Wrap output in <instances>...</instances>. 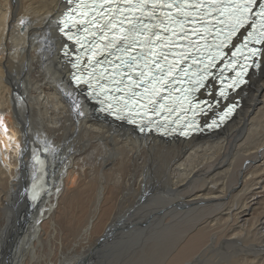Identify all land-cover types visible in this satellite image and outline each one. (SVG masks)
<instances>
[{
  "label": "bare ground",
  "instance_id": "obj_1",
  "mask_svg": "<svg viewBox=\"0 0 264 264\" xmlns=\"http://www.w3.org/2000/svg\"><path fill=\"white\" fill-rule=\"evenodd\" d=\"M64 9L0 0V264H222L235 243L252 246L264 235V49L230 124L166 140L99 120L69 92ZM44 148L47 195L46 160L33 158Z\"/></svg>",
  "mask_w": 264,
  "mask_h": 264
},
{
  "label": "snow or ice",
  "instance_id": "obj_2",
  "mask_svg": "<svg viewBox=\"0 0 264 264\" xmlns=\"http://www.w3.org/2000/svg\"><path fill=\"white\" fill-rule=\"evenodd\" d=\"M69 3H72L73 0H68ZM123 2L127 5H132L133 0H123ZM162 0H137V3L131 7V8H126V9H121L119 7L120 0H102V5L103 4H109V3H114L117 5L115 9H110V12L115 13H120L123 11H130L134 12L136 10H140L143 12V10L147 7L149 3L152 4V11L150 15L154 16L156 8L160 6ZM213 2H217V0H213ZM256 0H245L244 5H239L237 4L235 6L234 11L236 12L235 15V25L233 27V32L235 31V28L243 24L244 20V14L250 12L252 5H255ZM84 5V0H81V7ZM101 5V6H102ZM165 6L167 7H174V6H179L178 10L182 11L184 5L180 4V0H172L171 3H165ZM196 7H202V4H196ZM95 10V9H93ZM260 14L264 16V4L260 5ZM166 18L168 20H172L173 18L169 14H165ZM70 20H74L73 17L69 16ZM93 20H95V17H93ZM177 24L182 25V21H175ZM79 23L83 24L85 21L81 20ZM122 23V21H121ZM108 27L109 31L112 29L116 28L117 25L116 23H111L109 25H95L96 28H98L101 32L104 31L105 27ZM164 30L168 31V26L167 24H164ZM155 27V26H154ZM85 33L87 35L95 36L96 33L92 31L89 28L84 29ZM142 31V28L139 24L133 23L130 28H121L120 32L121 33H126L124 35H117L113 36L111 39L107 37V35L102 36L101 40H107V44H102L101 42H96L95 44H89L88 49L90 50V63H96L97 65L104 63L103 61L96 60L95 57L99 55H103L105 52H107L109 55H113V50H115L116 53H123L124 56H128V59H125L124 56L122 55H116L115 58L117 60H121V64H117L114 67L116 69H121L122 67H127L131 69L132 71L136 70V65L140 62L137 56H132L130 53V49H134L136 47V44L138 43L137 38L140 35V32ZM175 34V33H174ZM68 36L69 40L76 39V42L81 44V46H85L84 42H82L79 38L74 37L72 34L66 33ZM158 35V34H157ZM231 35V34H230ZM87 37H85L86 39ZM147 39V38H146ZM256 54V50H253V55ZM149 55H154L156 56L155 60L149 61L147 57L144 58V68L148 69L147 72H141L139 73V81L137 80H131V77L129 79L131 80V84H125L123 88L117 87V91H123L125 93H131L132 96H143L148 100V104L141 105L145 109V114H147L148 106L149 104L155 103L153 100V97L156 95H159L161 91L164 90V85L167 83L168 77L171 75L173 69L175 68V65L169 64L167 68V72H165L163 66L160 63H157V60H164L167 62V56L163 53H149ZM183 58V57H182ZM109 63H112L109 61ZM151 64H156V69L158 70L157 75H152V70L150 68ZM76 65H74L75 67ZM107 69H104V72H106ZM104 72L100 73V78L103 79H110L111 77H105ZM96 73V68H93L91 72L88 73L87 77H77V81L85 84H89V86H92V81L95 80L97 84H99V79L96 78L95 76ZM112 76L117 75L116 72H113L111 74ZM120 79H114L112 82L116 85H120L123 82V75L124 73L120 72ZM149 76H151V79L149 80ZM141 82H147V86L144 88V91L142 93H132V88L133 87H140ZM107 86L106 85H101L100 86V91L101 92H106ZM223 95V93H222ZM121 100L124 99V97H120ZM129 101L131 102V105L134 107L138 101L131 99V96L129 97ZM129 101H125V105L127 106L129 104ZM164 106L161 105V108Z\"/></svg>",
  "mask_w": 264,
  "mask_h": 264
},
{
  "label": "rangeland",
  "instance_id": "obj_3",
  "mask_svg": "<svg viewBox=\"0 0 264 264\" xmlns=\"http://www.w3.org/2000/svg\"><path fill=\"white\" fill-rule=\"evenodd\" d=\"M140 200L143 202V203H145V201H144V197L143 198H140ZM134 206H136V205H134ZM134 223H136V222H131V224H134ZM256 225H258L259 226V224H256ZM122 226V225H121ZM238 231V228L237 227H235V229H231V230H229L228 232H227V237L228 238H232L235 234H236V232ZM111 234V233H110ZM264 235H260V239H258V240H252V241H250L251 243L252 242H254L253 243V245L252 246H250L248 243H243L244 245H248V246H245V248L244 247H242V245H239L238 243H235L230 249H233V250H230L229 251V256L228 257H226V259L225 260H222L223 258H224V256H220L219 257V259H218V262H222V264H230L231 262V264H264ZM259 241H261V242H259ZM256 242V243H255ZM211 243V242H210ZM215 245V247H220V245L222 244L221 242L219 243V245L217 244V243H214ZM237 244V245H236ZM257 244V245H256ZM225 246H227V245H225ZM235 246V247H234ZM258 249H257V248ZM241 248H242V251H241ZM97 250L98 251H104L105 249L103 248V247H98L97 248ZM211 250V249H210ZM214 250V249H213ZM237 250V251H236ZM251 252H250V251ZM98 251H96V252H94V257H96V258H98V257H100V258H98V261H100V262H102V260H103V258H102V256H101V254H99V252ZM253 251V252H252ZM218 252H220V251H218ZM223 252H225V251H223ZM233 252V253H232ZM251 254H250V253ZM74 253V255L76 254V252H71V254H73ZM235 253V254H234ZM96 254H98V255H96ZM231 254V255H230ZM232 254L234 255V256H232ZM238 255V256H237ZM249 256V257H248ZM252 256V257H251ZM222 257V258H221ZM230 257V258H229ZM233 257V258H232ZM254 257H255V259H254ZM236 258V259H235ZM249 258V259H248ZM252 258V259H251ZM230 259V260H229ZM233 259V260H232ZM246 259V260H245ZM226 260H228V261H226ZM237 260V261H236ZM256 261V262H255ZM200 263H202V262H200Z\"/></svg>",
  "mask_w": 264,
  "mask_h": 264
}]
</instances>
